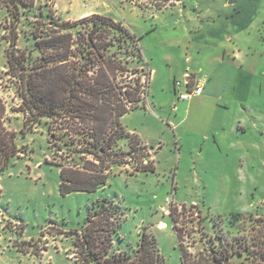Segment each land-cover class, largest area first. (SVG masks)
Returning a JSON list of instances; mask_svg holds the SVG:
<instances>
[{"label":"rangeland","instance_id":"1","mask_svg":"<svg viewBox=\"0 0 264 264\" xmlns=\"http://www.w3.org/2000/svg\"><path fill=\"white\" fill-rule=\"evenodd\" d=\"M176 1L159 7V0H35L22 17L18 52L40 55L32 34L38 19L47 23L52 15L61 23L98 13L123 22L139 37L152 70L144 103L120 121L147 146L146 159L153 160L155 169L131 173L135 162L128 158L112 168L105 187L67 195L59 189L57 164L67 162L65 153L50 144L46 118L25 123L21 84L7 62V10L0 8L3 124L15 131L19 147L0 175V264H76L70 231L82 228L106 199L121 211L112 251L135 254L146 234L155 239L166 264H182L169 215L172 205H178L180 212L181 205L197 204L205 213L264 216V0H184L182 6ZM198 19L208 31L209 43L199 49L198 40L191 50ZM227 44L236 60H225V66L213 63L211 55L221 56ZM227 64L237 70L228 84L225 79L216 83L223 98H211L189 111L187 100L179 98L189 91L183 73L199 76L219 66L225 77ZM131 79L126 74L119 81L128 84ZM146 80L142 77V84ZM59 127L57 120H51L52 134L59 133ZM118 149L129 150V140H119ZM194 212L177 214L185 233L182 243L192 253L202 250L207 245L203 235L213 232V222H200Z\"/></svg>","mask_w":264,"mask_h":264},{"label":"trees","instance_id":"2","mask_svg":"<svg viewBox=\"0 0 264 264\" xmlns=\"http://www.w3.org/2000/svg\"><path fill=\"white\" fill-rule=\"evenodd\" d=\"M159 1V7L171 3ZM34 2L0 0V8L7 10L10 24V35H5L9 41L6 55L9 72L21 84L23 111L28 116L25 123L46 118L53 138L50 144L65 153L67 162L57 163L61 194L93 192L105 187L112 168L127 163L128 158L135 162L131 173L154 170L153 160L146 159L147 146L120 121L144 103L151 76L139 37L123 22L98 13L61 23L50 15L47 23L42 19L34 23L32 34L40 55L33 58L31 52H18L16 46L18 25ZM126 74L133 79L123 84L119 78ZM142 77L147 79L145 85ZM4 112L0 97V175L19 153L15 131L7 130L3 124ZM54 119L60 127L59 133L52 134L50 126ZM121 139L129 140V150L118 149ZM181 206L180 212L178 205H172L169 215L178 236L182 264H264V216L240 211L221 215L205 213L197 204ZM190 210H195L192 214L200 222H213V232L202 238L207 245L194 253L182 243L185 233L178 226L181 216L177 217ZM114 217L118 221H112ZM120 218L119 206L106 199L87 216L82 228L70 231L74 236L76 264H166L155 239L146 234L135 254L113 252V235L121 225Z\"/></svg>","mask_w":264,"mask_h":264},{"label":"crops","instance_id":"3","mask_svg":"<svg viewBox=\"0 0 264 264\" xmlns=\"http://www.w3.org/2000/svg\"><path fill=\"white\" fill-rule=\"evenodd\" d=\"M176 4H179V6H182L185 3H184V0H182V1L179 0V1H176ZM182 11H185V10H182ZM199 19L197 20V23L194 25L195 31H197V33L195 35H193V38L191 40L193 42V44L191 45V48H192L191 50H193V48L196 47V41H198V40H199L198 42H200L199 45H201V47L199 46V49H202L206 44L209 43L208 31L206 32V30L203 29ZM215 34H216L215 37H219L220 32L217 30V32L215 31ZM236 35H234V36H236ZM234 36L231 37L229 41L234 40V38H235ZM204 43H205V45H204ZM232 49L233 48L231 47V44H227L223 48V52H220L221 56H219L216 53L215 55H211V57L209 59L212 60L213 63L217 62L219 64V66H222V65L225 66L224 65L225 60H228V61H232V59H234V61L236 60V55H234L235 51H233ZM198 66H199L198 73H202L204 69L200 66V64H198ZM219 66L214 67V68L210 69L209 72H207L206 74H204V75L200 74L199 76H196L195 73L191 74L190 76H188V73L187 74L183 73V75H185V78L187 80L188 89L192 88L196 85H201L203 88L201 94L195 95V96L187 99L189 111L192 109V107L194 105L197 107L198 105H201L204 101H208L211 98H214V97H217L218 99L223 98V94L217 92L218 88H216V83L221 79H225L226 80L225 84H228L229 81H231L232 78L234 77V73L237 70V67L230 65V64H227V67L229 68L228 69L229 73L225 74V77H223L221 75V73L219 72L221 70L219 68ZM151 73H152V70H151ZM161 224H165V223L162 222Z\"/></svg>","mask_w":264,"mask_h":264},{"label":"built area","instance_id":"4","mask_svg":"<svg viewBox=\"0 0 264 264\" xmlns=\"http://www.w3.org/2000/svg\"><path fill=\"white\" fill-rule=\"evenodd\" d=\"M177 85L180 86L181 83L180 82H177ZM188 90H189L188 92H181L180 93L179 98L181 100H187V99H189V98H191V97H193L195 95L201 94L203 88H202L201 85H196V86H194L192 88H189Z\"/></svg>","mask_w":264,"mask_h":264}]
</instances>
